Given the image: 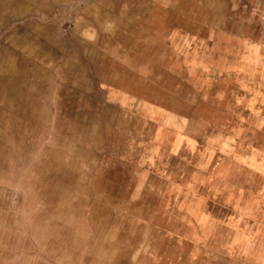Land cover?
<instances>
[{
  "label": "rangeland",
  "instance_id": "rangeland-1",
  "mask_svg": "<svg viewBox=\"0 0 264 264\" xmlns=\"http://www.w3.org/2000/svg\"><path fill=\"white\" fill-rule=\"evenodd\" d=\"M0 264H264V0H0Z\"/></svg>",
  "mask_w": 264,
  "mask_h": 264
}]
</instances>
